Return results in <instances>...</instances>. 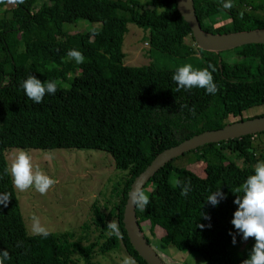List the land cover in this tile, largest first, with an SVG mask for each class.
I'll return each mask as SVG.
<instances>
[{"label":"trees","instance_id":"1","mask_svg":"<svg viewBox=\"0 0 264 264\" xmlns=\"http://www.w3.org/2000/svg\"><path fill=\"white\" fill-rule=\"evenodd\" d=\"M38 2L24 0L0 11V194H11L7 206L0 204V251L10 253L5 264H100L98 257L121 246L137 264H148L132 246L123 223L134 180L166 149L264 106V44L230 50L238 60L226 62L221 52L198 47L176 0H45L42 7ZM232 3L231 9H224L222 0H195L202 28L213 34L264 29V0ZM45 11L53 15V25L43 19ZM223 13L227 19L216 26L213 19ZM80 21L101 26L86 33L65 32L66 24ZM129 24L150 31L153 51L175 60L199 55L198 64L214 65L219 91L212 95L199 87L177 90L172 77L178 68L127 66L123 44ZM72 49L83 54V63L67 56ZM29 75L55 81L56 93L35 103L21 86ZM66 83L69 88L63 87ZM262 136L209 144L181 156L194 155L189 160L203 162L204 176L175 166L178 158L166 164L146 185L161 188L162 203L150 201L144 210L136 209L141 228L148 224L153 236L161 228L163 244L182 240L186 250L208 264H242L256 241H244L231 222L238 209L233 191L254 174L256 163L264 161ZM10 149L101 151L112 157L116 168L133 167L123 198L113 208L121 236L109 234L108 221L95 205L77 230L29 235L12 177L5 174V152ZM223 152L237 155L242 166L228 161ZM177 180L191 183L187 196L181 195ZM220 189L226 198L216 206L207 203ZM158 255L166 264H183L165 257L167 263Z\"/></svg>","mask_w":264,"mask_h":264},{"label":"rangeland","instance_id":"2","mask_svg":"<svg viewBox=\"0 0 264 264\" xmlns=\"http://www.w3.org/2000/svg\"><path fill=\"white\" fill-rule=\"evenodd\" d=\"M122 1L125 4L129 0ZM5 2V5L0 7L1 14L14 5L9 0H5ZM44 3L45 0H39L38 7H42ZM227 17L228 15L223 13L222 17L217 16L214 18L213 22L216 26H219ZM43 19L49 25H53L54 23L53 15L48 11L43 13ZM100 26V24L80 21L75 24H66L64 30L66 33L74 35L77 33L91 32L94 29L100 28ZM149 36L150 31L134 24L128 25V33L125 36L123 44V51L126 54L125 64L127 66L141 67L153 64L164 69H175L191 64L194 70L204 69L202 64L197 63V60L200 58L199 55L191 57L190 60H175L151 50ZM187 43L194 46L191 38L187 39ZM221 53L226 62L233 63L235 60H238L235 51ZM69 86V83L63 85L65 88H69ZM260 116H264V106L253 108L238 117H230L229 123ZM209 127L216 128L217 126L210 125ZM260 140L264 142V136ZM20 150L10 149L5 152L9 167L13 158ZM26 151L32 156L34 165H39L47 175L57 181L49 189L47 194L44 195L36 191L34 187L24 192L16 189L21 212L29 235H37L32 230L33 215L39 218L40 224L48 232L54 234L77 230L90 218L94 205L107 219L108 223L114 220L113 216L115 213H113V208L123 198L125 186L130 179L133 167H129L126 170L118 169L115 167L112 157L101 151L77 149ZM212 152L209 151V153ZM223 153L228 161H233L237 165L242 166L237 155H232L230 152ZM192 157L194 155L180 157L174 162V165L183 166L200 176H204L205 164L203 162L199 163L195 160H189ZM212 171L214 172L215 170L212 169ZM151 185L152 182L145 188V194L148 195L150 201L162 203L163 192L161 188H155ZM149 228L148 224H142L143 233L150 240L152 247L166 262L165 257L172 262L178 261L183 264H208L201 256L186 250L182 240L171 245H165L160 241L161 236L164 235L163 230L158 228L156 230L157 234L153 236L154 234L149 232ZM125 256L129 255H127L124 247L121 246L119 249L105 256L98 257L97 261L100 264H122Z\"/></svg>","mask_w":264,"mask_h":264},{"label":"clouds","instance_id":"3","mask_svg":"<svg viewBox=\"0 0 264 264\" xmlns=\"http://www.w3.org/2000/svg\"><path fill=\"white\" fill-rule=\"evenodd\" d=\"M0 2H3V0H0ZM9 2L23 3L24 0H9ZM233 6L232 0H227V2L222 0L224 9H231ZM67 56L75 59L78 64L83 63L85 59L83 54L75 49L69 50ZM215 71V66L211 64L203 70H194L191 64H187L179 67L172 78L178 84L177 90L199 87L206 89L208 94L214 95L219 91L213 78V72ZM21 86L25 90L26 96L35 103H41L46 94H55L57 91L55 81L42 82L35 75H29ZM5 174L11 175L15 188L21 192L34 187L36 191L44 195L57 183L39 165L33 164V158L26 150H20L15 155L10 167L5 168ZM176 184L182 187L181 195L187 196L191 190V183L183 184L180 180H177ZM241 192L243 195H238ZM233 193L237 194L234 203L238 205V209L234 212V218L231 222L235 229L242 233L244 241L249 238H254L256 241L249 258L243 260L242 264H264V161L254 165V174L249 175L245 182L237 187ZM225 198L226 195L220 189L210 194L206 202L216 206L220 203V200ZM10 200L11 194H0V204L7 206ZM130 201L141 210H144L150 203L148 195L140 188L135 189L130 194ZM205 218L210 219L207 216ZM32 220L33 232L47 237L49 232L40 224L39 218L33 215ZM199 227L203 228L205 226L201 224ZM107 229L110 230V235L121 236L120 228L115 220L108 223ZM230 235L233 234L230 233ZM235 243L236 237L233 235V244ZM8 259H10L9 251H0V264H5ZM122 264H136V261L132 257L125 256Z\"/></svg>","mask_w":264,"mask_h":264},{"label":"water","instance_id":"4","mask_svg":"<svg viewBox=\"0 0 264 264\" xmlns=\"http://www.w3.org/2000/svg\"><path fill=\"white\" fill-rule=\"evenodd\" d=\"M180 15L192 30L198 47L210 52H225L249 44H264V29L243 31L226 34H213L206 32L198 19L195 0H176ZM264 133V116L249 118L229 123L223 128L207 130L181 144L166 149L157 155L153 162L134 180L128 193L124 210L123 223L128 238L138 254L148 264H166L142 231L138 222L136 209L130 201V194L137 188L144 190L147 183L169 162L184 156L202 146L221 143L232 139Z\"/></svg>","mask_w":264,"mask_h":264}]
</instances>
